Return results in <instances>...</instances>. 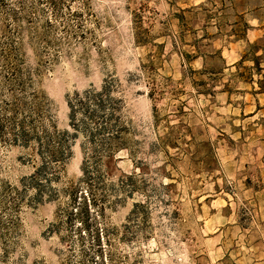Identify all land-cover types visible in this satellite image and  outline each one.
Listing matches in <instances>:
<instances>
[{
  "label": "rangeland",
  "instance_id": "1",
  "mask_svg": "<svg viewBox=\"0 0 264 264\" xmlns=\"http://www.w3.org/2000/svg\"><path fill=\"white\" fill-rule=\"evenodd\" d=\"M53 2L80 28L46 50L41 20L23 24L18 63L40 129L67 133L65 154L58 167L34 141L0 149L19 207L0 223V264H264V40L236 44L230 0ZM109 79L128 130L97 163L114 201L92 257L60 214L93 153L69 101Z\"/></svg>",
  "mask_w": 264,
  "mask_h": 264
},
{
  "label": "trees",
  "instance_id": "2",
  "mask_svg": "<svg viewBox=\"0 0 264 264\" xmlns=\"http://www.w3.org/2000/svg\"><path fill=\"white\" fill-rule=\"evenodd\" d=\"M41 5H44L46 13H43ZM57 8L53 0H0V149L34 141L47 152L46 160L59 167L65 154L62 137L67 133L40 129V96L33 91L30 101H26L27 87L21 78L18 63L23 24L36 27V22L41 20L36 38L46 50L54 46L50 34L59 31L69 36L80 28L77 23L75 29H70L68 19H63ZM68 15L70 18L77 17L75 13ZM115 89V82L109 79L100 90L90 89L69 101L70 124L75 131L80 129L84 133L85 141L92 145L93 153L90 158L85 150L82 176L65 189L66 204L60 214L65 224L75 228L81 242L80 250L92 257L101 253V232L97 223L114 201L104 191L103 182L95 175L97 163L111 157L122 147V137L128 130L126 115L122 113L125 101L113 94ZM97 148L101 154H96ZM42 166L45 164L42 163L36 173ZM55 173L53 171L51 176ZM16 195V188L0 179V223L3 225L18 219ZM91 233H94L92 240L85 241V234L89 236Z\"/></svg>",
  "mask_w": 264,
  "mask_h": 264
},
{
  "label": "crops",
  "instance_id": "3",
  "mask_svg": "<svg viewBox=\"0 0 264 264\" xmlns=\"http://www.w3.org/2000/svg\"><path fill=\"white\" fill-rule=\"evenodd\" d=\"M233 37L237 45L258 44L264 40V0H230ZM227 11H224L226 14Z\"/></svg>",
  "mask_w": 264,
  "mask_h": 264
}]
</instances>
